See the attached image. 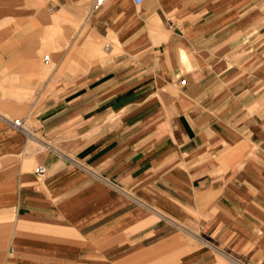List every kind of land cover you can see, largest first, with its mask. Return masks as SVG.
Returning a JSON list of instances; mask_svg holds the SVG:
<instances>
[{"label": "crops", "instance_id": "1", "mask_svg": "<svg viewBox=\"0 0 264 264\" xmlns=\"http://www.w3.org/2000/svg\"><path fill=\"white\" fill-rule=\"evenodd\" d=\"M91 1L0 0V264H264V0Z\"/></svg>", "mask_w": 264, "mask_h": 264}, {"label": "built area", "instance_id": "2", "mask_svg": "<svg viewBox=\"0 0 264 264\" xmlns=\"http://www.w3.org/2000/svg\"><path fill=\"white\" fill-rule=\"evenodd\" d=\"M111 0H92L91 1V13H97L99 12L106 4H108ZM144 0H134L135 5L140 6L142 5ZM6 122L11 125L13 128L16 130L20 131L23 133L27 139L33 140V141H38V138L27 128L25 127L24 123L21 120H11L9 118H5ZM72 163H76L79 166H83L82 164H79L78 162L72 160ZM36 176L40 179L43 180L47 176V169L45 166H39L35 170ZM227 259L233 263V264H241L238 260L227 257Z\"/></svg>", "mask_w": 264, "mask_h": 264}, {"label": "rangeland", "instance_id": "3", "mask_svg": "<svg viewBox=\"0 0 264 264\" xmlns=\"http://www.w3.org/2000/svg\"><path fill=\"white\" fill-rule=\"evenodd\" d=\"M34 145L38 147V145L36 143H34Z\"/></svg>", "mask_w": 264, "mask_h": 264}]
</instances>
